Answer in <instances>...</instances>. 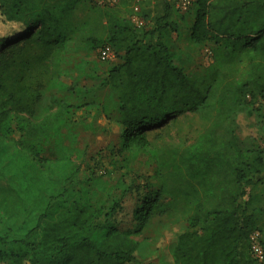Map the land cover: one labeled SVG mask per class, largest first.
<instances>
[{
  "label": "trees",
  "instance_id": "trees-1",
  "mask_svg": "<svg viewBox=\"0 0 264 264\" xmlns=\"http://www.w3.org/2000/svg\"><path fill=\"white\" fill-rule=\"evenodd\" d=\"M0 14L20 25L0 35V264L132 263L156 218L189 224L175 264H264L251 238L258 231L264 249V147L237 135V116L264 101V0H194L185 11L171 0L140 10L132 0H0ZM184 31L212 45L206 74L177 62L170 37ZM106 45L121 54L101 82L108 101L60 94L64 56ZM83 106L108 119L118 109L121 150L155 164L159 184L137 188L131 225L116 221L129 189L94 199L66 143ZM180 115L202 128L183 133Z\"/></svg>",
  "mask_w": 264,
  "mask_h": 264
},
{
  "label": "rangeland",
  "instance_id": "rangeland-1",
  "mask_svg": "<svg viewBox=\"0 0 264 264\" xmlns=\"http://www.w3.org/2000/svg\"><path fill=\"white\" fill-rule=\"evenodd\" d=\"M171 1L177 7L179 0ZM132 20L138 27H153V23L144 20L142 16L133 15ZM19 27V24L5 22L0 14V35ZM170 43L176 53L177 62L187 73L199 75L210 70V43L193 45L187 40L185 31L180 36L172 32ZM99 49L91 53L84 50L70 52L64 56L63 65L70 72L64 78V87L60 94H65L72 88L70 92L74 91V103L81 97L87 96L90 99V95L97 96L101 104L108 101L110 89L103 87L101 82L109 68L121 61V54L113 50L109 58L103 59ZM117 110L113 106L111 119H108L95 106L75 108L64 131L70 132L75 139L67 140L66 143H73V157L81 167V180L90 188V194L96 192L94 199L103 195V199L108 202L121 197L123 191L129 189L123 198L124 211L116 215L119 224L128 226L132 223L131 209L138 202L137 188L143 192L148 182L155 183L156 186L159 181L155 177V164L147 155L134 157L121 150V128L117 122ZM179 120L183 122V133L197 132L203 126V121L198 116L180 115ZM237 135L248 145L264 147V101L253 103L237 116ZM188 229L187 221L175 222L169 218H156L143 234L136 237L140 241V247L135 260L128 264H175L173 247L179 234ZM261 238L264 239V232L261 233Z\"/></svg>",
  "mask_w": 264,
  "mask_h": 264
},
{
  "label": "built area",
  "instance_id": "built-area-1",
  "mask_svg": "<svg viewBox=\"0 0 264 264\" xmlns=\"http://www.w3.org/2000/svg\"><path fill=\"white\" fill-rule=\"evenodd\" d=\"M95 1L101 5H105V4L116 3L119 0H95ZM132 1L134 2L135 10H140V3L145 2L147 0H132ZM191 2L192 0H179V2L177 3V8H179L180 10H186L190 6ZM112 52H113V48L110 45L102 46L99 49V54L103 59L109 58ZM251 238H252V249L254 256L258 260L262 261L264 259V249L260 243V233L258 231H255L252 234Z\"/></svg>",
  "mask_w": 264,
  "mask_h": 264
}]
</instances>
